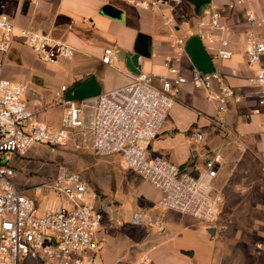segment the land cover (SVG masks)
<instances>
[{
  "label": "crops",
  "instance_id": "0c3cea01",
  "mask_svg": "<svg viewBox=\"0 0 264 264\" xmlns=\"http://www.w3.org/2000/svg\"><path fill=\"white\" fill-rule=\"evenodd\" d=\"M135 1L139 0H0V13L8 15L17 26L61 39L75 49L72 58L49 64L39 60L27 46L15 42L5 57L3 76L27 86L26 106L38 117L56 106L55 94L62 86H66L65 97L70 87L89 76L95 77L101 91L129 82L137 73L126 66L125 60L134 53L138 33L148 37L149 53L138 59L139 71L154 75L152 84L158 89L161 88L160 76L168 72L164 65L167 55L173 58L169 64L186 77L193 68L201 72L219 70L223 81L235 92L227 101L223 126L216 122L215 103L206 99V92L186 83L181 86L157 136L145 143L146 156L163 157L175 165H185L183 168L190 173L199 174L204 171L207 158L215 152L221 154L224 164L215 182L221 183L216 190L222 193L223 202L215 220L209 221H217L219 225H208L214 228V235L205 236L209 251L203 264H264L263 107L258 104L261 87L250 81L256 66L250 65L246 57L248 30L253 29L258 39L264 41V25L249 24L246 13L251 12L256 17L264 15V0H210L200 7L199 15L186 0H163V3L155 0L159 5L153 8L138 7ZM214 9L226 26L225 32L216 30L215 35L229 40L233 55L228 60H219L206 52L204 62L195 64L186 48L185 53L178 54L175 40L181 38L186 43L195 36L198 23L207 22ZM106 48L113 51L111 64L101 61ZM55 78L62 79L51 85L49 80ZM82 100L86 124L89 114L84 112L85 107L90 103L94 106L95 99ZM57 107L59 121L40 122L49 128H58L63 107ZM83 127L69 135L78 134ZM192 131L201 133L203 139L191 141ZM113 155L121 158L119 154ZM144 183L145 191L140 195L158 207L161 192L148 181ZM165 212L160 211L164 230L167 226L163 219ZM98 237L105 239L100 230ZM103 247L104 244L95 253L94 264H118L131 258L124 249L111 257ZM188 252L194 259L195 252ZM150 257L155 264L178 262L177 257L160 247Z\"/></svg>",
  "mask_w": 264,
  "mask_h": 264
},
{
  "label": "built area",
  "instance_id": "2783aa9c",
  "mask_svg": "<svg viewBox=\"0 0 264 264\" xmlns=\"http://www.w3.org/2000/svg\"><path fill=\"white\" fill-rule=\"evenodd\" d=\"M141 8H153L155 0H139ZM246 20L254 26L264 25V15L246 13ZM226 31L220 14L212 10L207 22L198 23L194 33L207 54L228 60L233 52L229 40L215 31ZM15 42L27 46L42 62L55 64L75 54L73 46L53 36L19 27L6 14L0 13V264H27L33 259L38 264H94V255L104 244L98 237L104 212L116 214L108 203L93 207L83 202L88 186L76 172L60 166L54 179L35 187L54 190L63 196L68 206L58 199H45L36 205L31 196L14 183V156H24L36 145L54 151L69 139L71 131L87 127L91 135V150L97 156L119 154L123 163L134 173L161 192L158 207L211 221L223 202L222 193L213 189L224 159L218 152L204 162V171L193 174L163 157L147 158L145 143L153 140L180 94L181 86L190 83L206 92V99L215 103L216 122L223 126L227 101L234 97L233 88L222 79L219 70L201 72L193 68L191 75L180 74L169 63L168 72L160 76L161 88L152 84L154 75L138 73L126 84L101 91L93 97L94 110L85 124L82 116L83 100L64 97L66 86L56 92L55 105L63 107L58 128H49L37 120L36 113L25 103L28 88L3 76L4 61ZM178 54L185 53L184 39L177 38ZM246 57L256 66L251 83L260 86L258 104L263 107L264 121V41L253 29L246 34ZM113 51L106 48L101 61L111 64ZM175 60H178L175 58ZM88 99V98H87ZM203 135L192 131L190 140L201 141ZM139 221L138 215L133 218ZM134 264H155L149 254H143Z\"/></svg>",
  "mask_w": 264,
  "mask_h": 264
},
{
  "label": "rangeland",
  "instance_id": "374dc122",
  "mask_svg": "<svg viewBox=\"0 0 264 264\" xmlns=\"http://www.w3.org/2000/svg\"><path fill=\"white\" fill-rule=\"evenodd\" d=\"M45 79L48 81L47 78ZM58 79L62 78L50 79L49 83L55 85L59 82ZM27 83L28 86L31 85V82ZM91 105V103L86 105L84 111L89 117L94 110V106ZM37 120L47 124L59 121L58 107L51 106L46 111V115L39 114ZM83 128L78 134L73 132L66 143L54 151L46 146L36 145L24 157L14 158L10 163L16 174L15 185L24 192L27 191L26 194L32 197L36 205H44L46 198H58L68 206L67 200L54 190L48 191L42 188L39 192H35L36 186L54 179L60 166L66 167L86 179L90 192L84 195L85 204L97 208L108 203L114 210L117 209L119 216L104 212L100 232L105 237L103 248L109 256L112 257L118 250L122 253L123 249L131 255L130 259L118 264H134L143 254H154L159 247L171 256L177 257V264H203L209 251L205 239L208 225L218 226L219 223L217 221L210 223L168 209L163 215L167 225L164 230L160 220L161 210L146 201L144 195H140L145 191V180L130 172L118 155L109 157L95 155L91 150L89 130L87 127ZM220 185L221 183L214 182V191L220 188ZM135 215L139 217L138 222L133 221ZM162 230L164 232L160 236ZM156 246L158 248L155 250ZM188 250L195 252L194 259L189 255ZM27 264H38V262L28 258Z\"/></svg>",
  "mask_w": 264,
  "mask_h": 264
},
{
  "label": "water",
  "instance_id": "95a60500",
  "mask_svg": "<svg viewBox=\"0 0 264 264\" xmlns=\"http://www.w3.org/2000/svg\"><path fill=\"white\" fill-rule=\"evenodd\" d=\"M163 3V0H157ZM190 2L195 12L200 14V7L204 4H208L210 0H186ZM148 37L143 33H138L134 46V53L129 55L126 60V66L135 73H140L138 59L141 56H149L147 49ZM186 51L188 52L190 58L195 64H201L206 58V51L200 39L197 36H191L185 43ZM101 92L100 86L97 83L94 76H89L87 79L75 84L70 87L66 94V99L72 100H82L87 98H93ZM208 233L214 235V228H208Z\"/></svg>",
  "mask_w": 264,
  "mask_h": 264
},
{
  "label": "trees",
  "instance_id": "16d2710c",
  "mask_svg": "<svg viewBox=\"0 0 264 264\" xmlns=\"http://www.w3.org/2000/svg\"><path fill=\"white\" fill-rule=\"evenodd\" d=\"M24 156H25V155H24ZM24 156H14V158H16V157H24ZM14 158H13V159H14ZM13 159H12V160H13ZM180 167L183 168V167H185V165H181ZM19 189H20V188H19ZM20 190H21V189H20Z\"/></svg>",
  "mask_w": 264,
  "mask_h": 264
}]
</instances>
